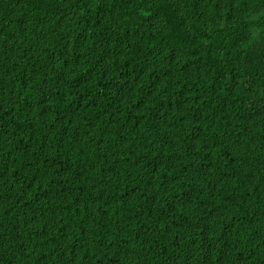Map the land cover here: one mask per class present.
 <instances>
[{
	"label": "trees",
	"instance_id": "trees-1",
	"mask_svg": "<svg viewBox=\"0 0 264 264\" xmlns=\"http://www.w3.org/2000/svg\"><path fill=\"white\" fill-rule=\"evenodd\" d=\"M204 253L264 264V0H0V264Z\"/></svg>",
	"mask_w": 264,
	"mask_h": 264
},
{
	"label": "clouds",
	"instance_id": "clouds-1",
	"mask_svg": "<svg viewBox=\"0 0 264 264\" xmlns=\"http://www.w3.org/2000/svg\"><path fill=\"white\" fill-rule=\"evenodd\" d=\"M224 232V231H223ZM207 263H208V258H207ZM204 264H205V253H204ZM236 264H244V262H238Z\"/></svg>",
	"mask_w": 264,
	"mask_h": 264
}]
</instances>
